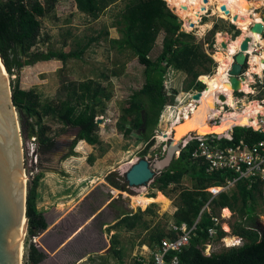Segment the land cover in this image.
<instances>
[{"label": "rangeland", "instance_id": "obj_1", "mask_svg": "<svg viewBox=\"0 0 264 264\" xmlns=\"http://www.w3.org/2000/svg\"><path fill=\"white\" fill-rule=\"evenodd\" d=\"M207 2L208 4L197 12L201 16L200 19H193L195 9H190L184 18L176 13L183 21V29L192 32L206 53L213 61H217L210 73L201 74L209 75L203 80L205 85V81L215 73L223 59L221 56L227 54L217 49L220 48L217 34L220 32L230 38L242 34L238 24L223 17L215 9L212 0ZM166 3L168 5L167 0ZM124 4V0H117L98 18L93 19L80 11L74 0H57L51 11L42 17L39 42L33 50L82 51L81 56H69L65 61L57 58L41 60L14 69L13 73L8 71L12 89L19 81L22 88L36 89L43 102L58 108L66 99L70 104L77 103L76 96L81 93L78 85L81 83L88 82L92 90L99 85L102 91V94L91 102L96 111L99 142L89 144L85 140H79L74 147V154L68 155L71 143L78 133V127L62 123L56 114L50 113L45 116L44 120L49 126L48 134L54 139L55 145L49 150H44L39 147V140L33 134L30 124H25L19 112L28 191L35 177L40 175L37 205L45 212L49 221L46 231L35 236L27 232L24 238L23 264H31L29 262L31 243L41 245L38 247L47 253L46 259L39 264H128L132 255L142 250L141 242H147L152 231L159 227L164 228L166 232L170 231V223L175 221L174 214L180 205V192L192 185V180L186 176L181 184L172 183L164 190L160 189L154 183L159 172H155V175L142 185H129L126 179V172L139 159L146 158L152 162L163 155L170 137L161 141L160 136L168 130L171 131L178 114L190 101L189 93L196 89L183 90L189 79L187 74L174 65L169 66L161 73L165 91L168 95H171L173 90L176 93L174 99L168 101L163 108L153 134L147 141L141 137L138 128L125 134V129L132 127L136 118L132 107L135 100L131 95L143 86L145 74L144 65L138 61L128 45L120 41L112 42L113 39H121L122 36L118 29V20L119 10ZM253 4V11L262 15L263 6L256 2ZM191 20L195 21L194 26L188 23ZM215 25L214 42L211 44V31ZM163 35L164 32L160 31L149 52L152 59H156L162 49ZM247 36L251 37L250 32L244 39ZM261 46L260 51L256 53L264 52V43ZM253 54L250 63L253 61ZM200 76L198 80H201ZM235 98L234 94L233 99ZM249 98L253 100L251 98L256 97ZM258 98L264 99V89L258 93L256 99ZM204 100L210 102L208 97H204ZM223 104H227L228 107L223 109ZM245 104L242 102L229 105L222 100L217 103L211 102V106L218 113L216 117L206 121L218 122L223 111L229 108L240 109ZM247 124H235L226 134L216 135L227 137L235 126H251ZM112 188L119 192L114 195L111 192ZM158 191L165 194L167 204L159 199V195L155 199L149 197L151 202L146 207L136 202L132 204L133 195L143 194L148 197L151 194L156 195ZM224 208L219 213L222 215L223 230L229 229L228 233L233 234L231 225L238 219V214L230 210V214L225 215ZM148 209L153 212H146L135 228L131 230L113 228V224L123 212L136 213ZM75 219L79 221L73 228H78V224L81 228L78 233H71L73 229L69 231L62 227L67 221L69 227H72ZM254 219L258 226L264 225V197L258 198L255 202ZM91 232L98 235L97 240H92ZM79 237L80 241L76 240ZM231 237L226 239L230 240ZM223 247L225 246L222 242L215 238L209 252L220 251ZM115 249L122 250V260L114 253Z\"/></svg>", "mask_w": 264, "mask_h": 264}, {"label": "trees", "instance_id": "obj_2", "mask_svg": "<svg viewBox=\"0 0 264 264\" xmlns=\"http://www.w3.org/2000/svg\"><path fill=\"white\" fill-rule=\"evenodd\" d=\"M56 1L0 0V53L10 73H13L14 69H20L41 60L57 58L65 61L69 56H81L82 51L33 50L39 42L42 17L51 11ZM74 1L80 11L96 19L117 0ZM124 2L125 4L119 10L120 19L118 20V29L122 36L121 39H113L112 42L120 41L128 45L134 51L138 61L144 65L145 74V83L131 95V98L135 100L132 102V107L136 118L133 126L125 129V134L138 128L141 137L147 141L153 134L166 103L172 101L176 93L175 90L171 95L166 93L161 73L174 65L184 71L189 78L183 90H202L205 86L202 81L209 75L201 74L210 73L216 62L206 53L195 35L183 29L182 19L170 9L166 0H124ZM188 23L190 24V21ZM215 27L216 25L211 31V44L214 42ZM160 31L164 32L162 49L156 59H152L149 52ZM199 76L202 81L198 80ZM78 87L81 93L76 96L77 103L70 104L66 99L58 108L43 102L36 89H24L19 81L13 85L14 103L25 124H30L42 149L49 150L55 145L54 139L48 134L49 126L44 120L50 113L56 114L62 123L79 128L68 155L74 154V147L79 140H85L89 144L99 142L96 111L94 106H91V102H94L100 93L102 94L101 88L97 85L92 90L88 82L81 83ZM252 101H247L244 107L257 104V100ZM79 105L82 106L79 107ZM251 126L255 124L252 123ZM251 126H235L232 130V139L222 137L220 143L233 145L242 140L251 145L263 139L264 132L254 130ZM196 144V140L189 141L182 147L170 167L160 172L154 179V183L163 190L172 183L181 184L186 176L192 180L191 187L181 190L180 205L174 214L175 222L184 221L188 225H192L200 216L195 234L179 253L181 264H264V228L258 226L254 219L255 202L258 198L264 197V186L259 182L250 185L248 180L239 179L232 192L223 191L212 197L206 188L212 184L225 183L227 179L234 176V173L229 170L207 172L202 159L192 158L191 153ZM39 178L40 175H37L29 188L27 201L29 232L34 236L46 229L49 224L45 212L37 205ZM159 192L162 191L148 197L155 199ZM207 202L208 208L203 210ZM224 207L238 214V219L231 225V230L233 234L243 238V243L238 246L223 247L220 251H212L207 255L204 253L203 245L208 238L212 216L218 215ZM148 211L153 212L151 209L136 213L123 212L113 224V228L131 230ZM225 234L226 232L219 227L216 239L220 240ZM174 235L175 233L171 230L166 232L164 228L159 227L150 233L147 242L142 241L141 244L154 247L164 236ZM229 236L232 235H226V237ZM114 253L122 260L121 249H115ZM46 257L45 251L35 243H31L29 251L31 264H39Z\"/></svg>", "mask_w": 264, "mask_h": 264}, {"label": "water", "instance_id": "obj_3", "mask_svg": "<svg viewBox=\"0 0 264 264\" xmlns=\"http://www.w3.org/2000/svg\"><path fill=\"white\" fill-rule=\"evenodd\" d=\"M170 8L175 12L176 7ZM261 17H264V13ZM190 26H194V23L190 22ZM252 30L261 34L263 31L262 22L253 23ZM250 42L251 37H245L239 51L235 54V62L231 66L229 77L234 90L238 89L240 79L237 74L241 72L245 64L247 59L245 52L249 50ZM221 44L226 47L224 41ZM7 72L0 53V264H23L21 238L23 232L26 234L29 231L28 184L22 148L20 115L14 103L12 86ZM201 94L202 90H197L193 94V98L198 100ZM220 98L224 99L225 95L221 94ZM100 121L101 118L98 119V122ZM178 126L179 122L171 126L170 139L164 147L162 156L155 158L152 162L141 158L133 163L126 172L129 185L145 184L155 175V172L160 173L170 167L180 153L186 138L185 135L180 134ZM48 227L42 232L46 231ZM79 228L78 226L75 233L79 232L81 229ZM261 228H264V225ZM37 246L41 245L37 244Z\"/></svg>", "mask_w": 264, "mask_h": 264}, {"label": "built area", "instance_id": "obj_4", "mask_svg": "<svg viewBox=\"0 0 264 264\" xmlns=\"http://www.w3.org/2000/svg\"><path fill=\"white\" fill-rule=\"evenodd\" d=\"M264 9V5H263ZM264 13V12H263ZM263 24V31L260 34L264 38V17H261ZM220 48L224 49L221 41H218ZM219 48V47H218ZM262 48L261 44L254 42L249 43V50L246 51L247 59L243 68L237 76L242 83L247 82L251 91L246 92L244 89L233 90L236 96V101L240 104L243 99L250 100V96L256 97L258 93L264 89V59L262 60L261 73L251 70L250 57L252 53L259 52ZM240 49V48H239ZM239 49L232 54V60L227 70V75L230 77V70L232 64L235 62V54ZM217 62V61H216ZM261 85H258L260 84ZM197 90H193L189 93V103L194 101V105L198 100L193 98V94ZM254 99L264 104V99ZM223 107L227 108V104H223ZM184 119L183 113H179L177 121ZM257 121L259 126L254 127V130L264 132V111L257 113ZM222 137L216 134L200 135L191 132L188 137L184 139L183 147L192 140H196L197 144L192 150V158L202 159L205 163L206 171L213 172L219 170H229L234 173L232 178L226 180L223 184H212L206 188L212 197L217 196L220 192H232L235 188L236 182L239 179L248 180L249 184L259 182L264 186V138L260 139L253 144L249 145L242 140L238 144L222 145L220 143ZM226 138L232 139V134ZM179 155V154H178ZM208 208V202L204 205L203 210ZM223 209V208H222ZM200 216L197 217L192 225H188L186 222L177 223L175 221L170 223V230L175 233L174 236H164L161 241L155 244L154 247H150L147 244H143L142 250L136 252L130 258L128 264H181L179 253L186 247L192 236L195 234L197 223ZM222 215L212 216V225L208 228V238L204 243V253L210 254L212 249V241L217 236L218 228H224L221 223ZM226 234L220 238L222 245L225 247L238 246L243 243V238L237 234H231L230 240L226 239V235L229 234V229H224Z\"/></svg>", "mask_w": 264, "mask_h": 264}, {"label": "bare ground", "instance_id": "obj_5", "mask_svg": "<svg viewBox=\"0 0 264 264\" xmlns=\"http://www.w3.org/2000/svg\"><path fill=\"white\" fill-rule=\"evenodd\" d=\"M167 2L170 7H176L175 11L181 16V18H184V16H186L190 9H195L196 12L193 14V19H200L201 16L197 12L201 11L204 5L206 6L208 4V2L204 0H167ZM212 2L214 3L215 9L223 17H226L232 20L234 23L238 24V26L242 29V34L233 38H230V36L220 32L217 34V40L221 42L224 41L226 43V47H224V49H217H221L227 54L221 56L223 57V59L217 66L215 73L205 81L206 85L204 90L202 91L200 98L198 99L199 102H197L196 105H194V101H192L190 104H186V106L183 105L184 107L182 108L180 114L183 113L184 119L180 120L178 129L181 132L180 134L185 135V137L191 132L200 135L208 133L226 134L228 129H230V127H232L233 125H244L248 122L249 123L247 125H251L252 123H254L255 126L253 127L257 128L259 126L257 121V113L260 111H264V104L257 103L250 107L242 106V108L240 109L229 108L220 114L221 120L218 122L210 123L206 121L209 118L216 117L218 113V111L211 106V102L217 103L222 100L229 105H231L232 103L235 104V102H237L236 98L233 99L234 89L231 86L229 77L227 75V70L232 60V54L238 50L242 41L244 40V36L248 32H250V36L252 39L251 42H254L256 44L264 43V38L257 31L252 30L253 23L261 21V15L258 12L255 13L253 11V3L256 2L263 6L264 0H212ZM252 13L253 15H251ZM190 22L195 23L194 20H191ZM252 57L253 61L251 62V70L261 73L264 52L254 53ZM238 89H244L246 92L251 91L248 83H242L241 81L239 82ZM221 94L225 95L224 99L220 98ZM204 97H208L210 102L207 100L205 101ZM242 102L246 103L247 100L243 99ZM176 121L177 119L173 122V124L177 123ZM170 133L171 131L168 130L167 133L160 136V140L164 141V139L168 138ZM111 192L115 195L119 192V190L113 188ZM158 195L161 201L166 204L168 203V199L165 194L160 192ZM134 202L139 203L142 207H146L151 202V199L143 194L133 195L132 204H134ZM224 214H230V210L228 207H225ZM26 234L23 232V236L21 238L23 249L24 238Z\"/></svg>", "mask_w": 264, "mask_h": 264}, {"label": "flooded vegetation", "instance_id": "obj_6", "mask_svg": "<svg viewBox=\"0 0 264 264\" xmlns=\"http://www.w3.org/2000/svg\"><path fill=\"white\" fill-rule=\"evenodd\" d=\"M254 38H256V37H254ZM256 40H257V39H256ZM257 58H258V57H257ZM261 60H262V59H261ZM232 104H233V103H232ZM252 106H253V105H252ZM248 123H249V122H248ZM73 221H74V224H73V225L71 224L72 227H69V223H68L69 221H67V224H66L65 226H62V227H63L64 229H68V230H69V229H73V230H71V233H75V230H76L77 228H76V227L73 228V227L75 226L76 223H78L79 220H78V219H75V220H73ZM78 226H79V224L77 225V227H78ZM56 228H57V227H56ZM44 230H45V229H44ZM63 231H64V230H63ZM69 231H70V230H69ZM41 232H42V231H41ZM41 232H40V233H41ZM63 234H64V233H63ZM63 234L60 236L61 238H62ZM92 234H93V233L91 232L90 235H92ZM97 236H98V235H96V234L94 233L93 236L91 237L92 240H94V241L97 240ZM60 237H59V239H60ZM82 238H83V237H82ZM82 238H81V239H82ZM87 238H88V236H87ZM87 238H84V239L86 240ZM76 240H79V241H80V237H79L78 239H76ZM76 240H75V241H76Z\"/></svg>", "mask_w": 264, "mask_h": 264}, {"label": "crops", "instance_id": "obj_7", "mask_svg": "<svg viewBox=\"0 0 264 264\" xmlns=\"http://www.w3.org/2000/svg\"><path fill=\"white\" fill-rule=\"evenodd\" d=\"M238 102H235V104H237ZM232 134V133H231ZM112 190H113V188H112ZM160 193V192H159ZM225 209V208H224ZM230 210V209H229ZM226 232V231H225Z\"/></svg>", "mask_w": 264, "mask_h": 264}]
</instances>
